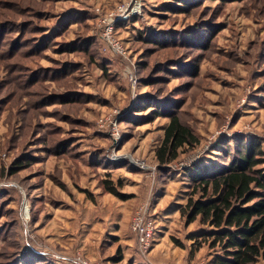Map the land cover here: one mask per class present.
Segmentation results:
<instances>
[{
    "label": "rangeland",
    "instance_id": "374dc122",
    "mask_svg": "<svg viewBox=\"0 0 264 264\" xmlns=\"http://www.w3.org/2000/svg\"><path fill=\"white\" fill-rule=\"evenodd\" d=\"M182 1L0 0V264H128L106 216L147 202L158 256L139 263L212 264L181 208L196 166L264 158V0ZM173 113L197 143L161 165ZM93 213L101 252L79 246Z\"/></svg>",
    "mask_w": 264,
    "mask_h": 264
},
{
    "label": "trees",
    "instance_id": "16d2710c",
    "mask_svg": "<svg viewBox=\"0 0 264 264\" xmlns=\"http://www.w3.org/2000/svg\"><path fill=\"white\" fill-rule=\"evenodd\" d=\"M169 117L156 152L161 165L175 161L184 148L197 143L177 114ZM246 148H240L228 165L216 171L196 166L189 174L191 192L181 214L188 223L199 221L201 225L189 237L193 241L190 256L206 245L214 251L212 264H258L264 260V168H258L264 165V158H260L259 145ZM120 186V180H102L106 193L124 199L127 196L119 191ZM176 243L183 247L178 240ZM117 258L112 261L118 262Z\"/></svg>",
    "mask_w": 264,
    "mask_h": 264
},
{
    "label": "crops",
    "instance_id": "0c3cea01",
    "mask_svg": "<svg viewBox=\"0 0 264 264\" xmlns=\"http://www.w3.org/2000/svg\"><path fill=\"white\" fill-rule=\"evenodd\" d=\"M123 207H126V206H123V205L119 206L118 208H116V210H114L113 213L106 216L108 218V221H110L112 224L110 226H107L108 230L105 233V236H106L105 238L108 241H110V239L108 238H111L114 241V242H111V244H109L110 246L108 248L110 250L115 249L114 251L116 253L120 250H123V252L126 255L125 260L128 262V264H141L142 262L139 263V261L135 258V255H134L135 250L136 252L138 251H137L136 237L134 234H132L130 227H129L130 220L132 217H130V211H127V210L123 211ZM93 215H94V218H92L91 222L88 223L87 222L88 220H87L86 222H84V224L80 225L81 227L80 229L81 230L84 229V230H82V233L80 234V238L78 237V239H80L79 246L82 247L85 252H91V250H89V247H94V248L97 247L98 250H96L95 252H101V250H104L103 246L99 245L100 241H98L99 238L97 235L100 234L99 233L100 231L98 230L96 226V224L98 223V220H101V218L98 217L99 215H96L94 213ZM122 216L123 217L125 216L126 218L124 217L122 219ZM87 228L89 229L87 230ZM115 242L118 244L116 248H113L114 246L113 244ZM154 249L152 250V258L154 260H157L156 256H158V250H156L157 252L154 253ZM112 258H114V253H111L110 255L104 257V259L107 262H111ZM152 258L150 261L151 263L153 262L152 264H154V262L156 261H154Z\"/></svg>",
    "mask_w": 264,
    "mask_h": 264
},
{
    "label": "built area",
    "instance_id": "2783aa9c",
    "mask_svg": "<svg viewBox=\"0 0 264 264\" xmlns=\"http://www.w3.org/2000/svg\"><path fill=\"white\" fill-rule=\"evenodd\" d=\"M122 11L121 13H123ZM113 24L108 25L105 31V35L109 36L111 30H113ZM131 230L135 234L137 241V250L141 257H147L155 243L156 235V222L151 214V208L149 202L140 205L135 211L131 220ZM68 261H75L76 264H106L105 262L92 261L83 258L81 254L68 258Z\"/></svg>",
    "mask_w": 264,
    "mask_h": 264
}]
</instances>
